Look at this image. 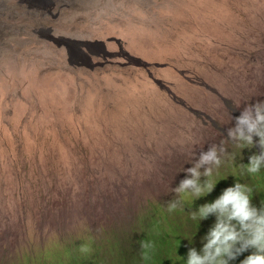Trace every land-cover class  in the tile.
<instances>
[{
	"label": "rangeland",
	"instance_id": "obj_1",
	"mask_svg": "<svg viewBox=\"0 0 264 264\" xmlns=\"http://www.w3.org/2000/svg\"><path fill=\"white\" fill-rule=\"evenodd\" d=\"M127 2L0 0V264L82 240L132 261L138 199L167 208L222 141L232 164V116L264 101V0Z\"/></svg>",
	"mask_w": 264,
	"mask_h": 264
},
{
	"label": "clouds",
	"instance_id": "obj_2",
	"mask_svg": "<svg viewBox=\"0 0 264 264\" xmlns=\"http://www.w3.org/2000/svg\"><path fill=\"white\" fill-rule=\"evenodd\" d=\"M238 113L232 116L227 130V141L235 148L228 157L233 158L232 164L220 158L225 156V141L219 148L214 145L203 152L187 169V178L174 190L177 196L167 208L159 204L151 211L145 210L147 214L154 212L153 217L144 215L137 206L140 216L136 218V233L145 230V234L124 247L134 258L127 262L117 257L110 263L264 264V101L246 104ZM162 216V222L150 223ZM133 227L136 222L130 230ZM106 236L113 243L125 239L114 231ZM60 246L54 252L59 255L50 253V262L43 256L21 264H55L61 256H70L77 264L109 263L97 253V243L82 240ZM64 264L71 262L64 260Z\"/></svg>",
	"mask_w": 264,
	"mask_h": 264
},
{
	"label": "trees",
	"instance_id": "obj_3",
	"mask_svg": "<svg viewBox=\"0 0 264 264\" xmlns=\"http://www.w3.org/2000/svg\"><path fill=\"white\" fill-rule=\"evenodd\" d=\"M143 204H144V203H143ZM143 204H142V202H140L139 199H138L136 205L139 206L138 208H139L140 210H144V211H143V214H144V215L147 214V211H145V210H147L149 207H150V208H154V207L158 206L156 201H149V202H147L146 204H144V205H143ZM163 220H164V216H162V217H161L160 219H158L157 221L150 220V223H151V224H157V223H159V222H162Z\"/></svg>",
	"mask_w": 264,
	"mask_h": 264
},
{
	"label": "bare ground",
	"instance_id": "obj_4",
	"mask_svg": "<svg viewBox=\"0 0 264 264\" xmlns=\"http://www.w3.org/2000/svg\"><path fill=\"white\" fill-rule=\"evenodd\" d=\"M128 2H127V5L128 6H130V7H135V9H137V10H139V9H143V7L141 6V5H139V2H138V0H127ZM139 5V6H138ZM144 10H146V9H143V11ZM115 15L117 14V13H114ZM118 15V14H117ZM202 19H203V22H205V21H207L208 19H209V17H207V13L205 12V11H203V17H202ZM186 20H188V21H193V19H192V17H190V18H188L187 17V19Z\"/></svg>",
	"mask_w": 264,
	"mask_h": 264
}]
</instances>
